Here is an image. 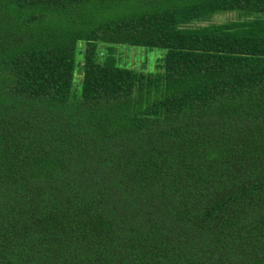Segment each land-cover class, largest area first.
<instances>
[{"label":"trees","instance_id":"1","mask_svg":"<svg viewBox=\"0 0 264 264\" xmlns=\"http://www.w3.org/2000/svg\"><path fill=\"white\" fill-rule=\"evenodd\" d=\"M0 264H264V0H0Z\"/></svg>","mask_w":264,"mask_h":264},{"label":"rangeland","instance_id":"2","mask_svg":"<svg viewBox=\"0 0 264 264\" xmlns=\"http://www.w3.org/2000/svg\"><path fill=\"white\" fill-rule=\"evenodd\" d=\"M227 19V18H235V12L233 11H230V12H226V13H219V14H216L214 17H213V20H224V19ZM116 49H122L123 51V56L125 59H127L128 57V62L131 63L132 66H136V65H139L141 62H140V59H139V53H141V51L136 48V47H133V46H122V45H118ZM159 55V52L158 53H155L154 51L151 52V55H145L144 56V61H145V68L146 69H153L154 68V63H155V57Z\"/></svg>","mask_w":264,"mask_h":264}]
</instances>
